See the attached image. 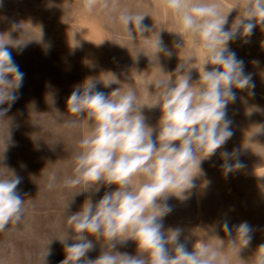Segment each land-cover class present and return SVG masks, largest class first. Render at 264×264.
<instances>
[{"label":"rangeland","instance_id":"1","mask_svg":"<svg viewBox=\"0 0 264 264\" xmlns=\"http://www.w3.org/2000/svg\"><path fill=\"white\" fill-rule=\"evenodd\" d=\"M198 2L215 5L221 19L226 15L225 30L246 15V0ZM17 4L12 0L0 4V44L11 51L25 74L18 99L0 116V179L21 177L18 191L24 213L19 223L0 232V264H61L65 244L77 242L67 218L81 211L86 201L95 205L118 187L105 181L64 185L74 177L80 141L93 126L86 113L76 117L68 112L66 102L73 90L86 81L95 82V90L109 98L114 92L113 99L134 90L135 104L155 140L162 112L159 105H152L163 91L155 82L171 78L174 86L180 75L189 74L196 88L200 74L215 66L206 64L209 51L198 37L183 30L165 0H95L90 9L85 3L70 4L72 16L40 24L14 14ZM122 13L144 15L148 31L140 34L130 25L133 42L120 22ZM251 22L255 24L251 35L241 30L227 45L243 61L251 81L245 89L233 88L236 99L227 105L232 136L215 154L201 159L194 188L181 196L166 193V200L157 199L158 206L167 203L172 209L161 220L162 231L167 235L180 229L179 240L188 251L201 245L216 249L218 264H254L258 247L264 244V22ZM157 39L166 51L156 53ZM181 64L184 68L177 72ZM4 108L8 105H0V110ZM225 152L230 155L225 157ZM237 160L243 167L231 171L221 167ZM53 174L55 186L50 189ZM144 182V176L134 175L129 188L136 192ZM243 222L252 229L246 247L236 239ZM87 239L93 248L77 264L95 260L104 251L141 254L132 238L108 242L88 234ZM167 247L175 255L174 245ZM143 256L149 259L147 253Z\"/></svg>","mask_w":264,"mask_h":264},{"label":"clouds","instance_id":"2","mask_svg":"<svg viewBox=\"0 0 264 264\" xmlns=\"http://www.w3.org/2000/svg\"><path fill=\"white\" fill-rule=\"evenodd\" d=\"M94 3L95 0H85V7L90 9ZM165 4L179 17L183 30L199 38L210 53L206 64L215 67L200 74L196 88L190 83L189 74L180 75L174 86L171 78L155 82L156 88L163 89L159 100L152 105H159L162 112L155 140L135 104L134 90L130 89L118 99L111 98L114 92L109 98L96 91L95 82L86 81L82 90H73L66 102L68 112L76 117L86 113L93 126L90 135L80 141L74 177L66 179L64 185L91 186L105 181L118 187L95 205L86 201L81 211L67 218L77 242L65 244L66 258L61 264H77L86 256L93 248L88 234L103 237L108 242L132 238L137 241L141 254L131 256L104 251L97 259L85 260L84 264H218L216 249L201 245L188 251L179 240L180 229L170 230L167 235L162 231L161 220L172 209L167 203L158 206L157 199L166 200V193L181 196L194 188L201 159L215 154L232 136L227 105L236 99L233 88L245 89L251 81L244 74L243 61L227 45L241 30L244 35H251L255 27L253 19L264 22V0H246L243 9L246 15L230 30L224 28L226 15L221 19L213 4L198 0H165ZM119 19L133 42L130 25L140 34L148 31L142 23L144 15L134 17L122 13ZM155 47L156 53L166 51L160 39ZM181 68L184 64L178 66L177 72ZM24 75L11 51L0 44V105H8L0 110V116L18 99L16 93L23 85ZM221 167L231 171L243 165L237 160L234 165ZM138 174L145 177V182L133 192L129 181ZM54 180L53 174L50 189L55 186ZM20 183L19 176L0 179V232L22 219L24 200L18 191ZM223 227L231 235L227 222ZM236 231V239L239 238L244 247L248 246L252 229L247 222L241 223ZM170 243L174 245L175 255L169 252ZM111 247L115 248V244ZM144 253L148 254V260ZM254 264H264V244L259 245Z\"/></svg>","mask_w":264,"mask_h":264},{"label":"crops","instance_id":"3","mask_svg":"<svg viewBox=\"0 0 264 264\" xmlns=\"http://www.w3.org/2000/svg\"><path fill=\"white\" fill-rule=\"evenodd\" d=\"M2 1L3 0H0V4H2ZM12 1L18 3L17 5H15L14 12L15 11L16 12L14 14L20 13L21 16L26 15L29 16L30 18H35L38 20L37 24L39 21L44 19L47 20V22L48 20L53 21L54 19L64 20L65 18H68L73 15L71 13V11L73 10L70 9V4L73 5L76 4L78 6L80 3L82 4L85 3V0H12ZM49 24L47 23V25Z\"/></svg>","mask_w":264,"mask_h":264}]
</instances>
